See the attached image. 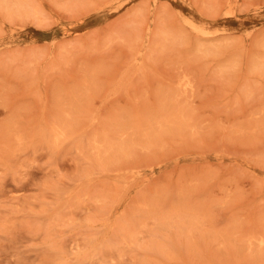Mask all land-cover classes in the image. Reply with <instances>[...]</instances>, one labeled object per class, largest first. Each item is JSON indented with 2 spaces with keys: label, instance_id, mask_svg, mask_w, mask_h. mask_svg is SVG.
Instances as JSON below:
<instances>
[{
  "label": "rangeland",
  "instance_id": "rangeland-1",
  "mask_svg": "<svg viewBox=\"0 0 264 264\" xmlns=\"http://www.w3.org/2000/svg\"><path fill=\"white\" fill-rule=\"evenodd\" d=\"M0 264H264V0H0Z\"/></svg>",
  "mask_w": 264,
  "mask_h": 264
}]
</instances>
